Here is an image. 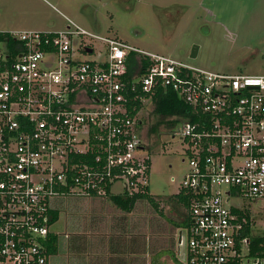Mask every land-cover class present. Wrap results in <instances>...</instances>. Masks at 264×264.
<instances>
[{
  "label": "built area",
  "instance_id": "2783aa9c",
  "mask_svg": "<svg viewBox=\"0 0 264 264\" xmlns=\"http://www.w3.org/2000/svg\"><path fill=\"white\" fill-rule=\"evenodd\" d=\"M63 17L61 30H0V264H49L54 198L145 190L151 146L134 103L158 90L195 117L171 134L188 166L180 262L264 264L243 233L251 218L235 213L264 200V76L200 69Z\"/></svg>",
  "mask_w": 264,
  "mask_h": 264
},
{
  "label": "rangeland",
  "instance_id": "374dc122",
  "mask_svg": "<svg viewBox=\"0 0 264 264\" xmlns=\"http://www.w3.org/2000/svg\"><path fill=\"white\" fill-rule=\"evenodd\" d=\"M63 16L102 37L118 38L139 50L200 69L264 76V0H0L1 31L61 30L65 24ZM86 42L95 50L104 51L103 43L88 39ZM98 55L96 51L84 59L95 60ZM152 111V104L144 101L140 120L152 124L156 120L150 115ZM171 127V123L163 125L155 132V138L143 137L144 144L151 146L149 160L142 152L137 158H147L149 162L145 189L164 202L160 205L165 209H173L175 218L166 213L159 215L146 200L137 202L133 210V216L146 222L151 231V227L155 231L158 227L163 233L166 228V237L171 235L169 228L177 229L170 219L178 224L187 217L183 208L171 202L188 169L184 146L171 139ZM114 188L120 191L119 186ZM242 207L253 222L254 232H262L264 200H244ZM65 209L69 211V206H63L57 223L50 226L51 232L62 236L68 214ZM151 264L182 263L175 261L174 251L166 248L152 257Z\"/></svg>",
  "mask_w": 264,
  "mask_h": 264
},
{
  "label": "crops",
  "instance_id": "0c3cea01",
  "mask_svg": "<svg viewBox=\"0 0 264 264\" xmlns=\"http://www.w3.org/2000/svg\"><path fill=\"white\" fill-rule=\"evenodd\" d=\"M116 186L119 185L106 190L108 195L123 194L120 186V191L115 190ZM106 192L89 198L53 199L52 212L56 213L57 219L52 225L62 215L63 206H69V211L65 209L68 214L64 235L51 232L56 237L57 247L56 253L49 258V264H151L152 257L166 248L174 251L175 261L179 260L176 255L177 241L175 244L173 241L178 229L174 219L170 221L176 230L169 228L171 235L166 237V228L163 233L158 227L156 231L151 227V231L146 222L133 216L134 208L130 212L118 208ZM155 200L162 202L157 198ZM163 205H160L162 215L175 218V211L165 209ZM159 225L163 226L161 222Z\"/></svg>",
  "mask_w": 264,
  "mask_h": 264
},
{
  "label": "trees",
  "instance_id": "16d2710c",
  "mask_svg": "<svg viewBox=\"0 0 264 264\" xmlns=\"http://www.w3.org/2000/svg\"><path fill=\"white\" fill-rule=\"evenodd\" d=\"M134 64L133 57L130 56L128 58L127 66L128 69L132 68V65ZM130 79V77H128ZM138 95H141L137 91ZM135 106V112H138L141 110V102L137 100L136 103H134ZM152 107L153 111L150 114L152 117H154V120H156L150 125H147L148 122L142 121V133L144 134V137L146 138H155V132L157 130L162 129L163 125L172 124V131L180 126V124L186 122V121H194L195 117L191 113V109L186 106L179 97H177L172 92H166L163 90H158L155 95L152 98ZM155 139L153 140V142ZM108 195V193L106 192ZM109 199L113 202L114 205H116L118 208L130 212L135 204L138 201H148L157 211L156 213H159V215L163 214V210L160 208V203L155 200L154 197H152L147 189L140 192H135L133 194H128L126 192H123V194L118 195H108ZM170 202V201H169ZM172 204L176 207L183 208L185 213L187 214L186 219L183 220V222L175 224V226L180 229H186L189 227V221H188V209H189V196L180 190L171 200ZM236 214H238L240 217H245L247 220H249V216L242 211H235ZM57 219V215L54 212H51L50 214V223H53ZM244 236L248 238L249 241V247H250V253L252 256L257 257H264V235L263 232H254L252 228L247 227L244 230ZM56 237L52 236V234L48 237L47 242V251L49 255H54L56 253Z\"/></svg>",
  "mask_w": 264,
  "mask_h": 264
},
{
  "label": "water",
  "instance_id": "95a60500",
  "mask_svg": "<svg viewBox=\"0 0 264 264\" xmlns=\"http://www.w3.org/2000/svg\"><path fill=\"white\" fill-rule=\"evenodd\" d=\"M194 57V54L191 56ZM185 241H186V232L184 229H180L177 233V258L180 261L184 260L185 257Z\"/></svg>",
  "mask_w": 264,
  "mask_h": 264
},
{
  "label": "flooded vegetation",
  "instance_id": "af4514ba",
  "mask_svg": "<svg viewBox=\"0 0 264 264\" xmlns=\"http://www.w3.org/2000/svg\"><path fill=\"white\" fill-rule=\"evenodd\" d=\"M192 54H194V52Z\"/></svg>",
  "mask_w": 264,
  "mask_h": 264
}]
</instances>
